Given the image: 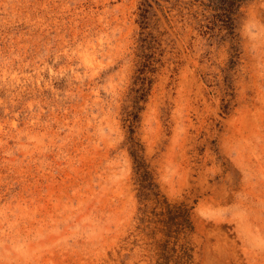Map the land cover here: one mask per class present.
<instances>
[{
  "label": "rangeland",
  "instance_id": "obj_1",
  "mask_svg": "<svg viewBox=\"0 0 264 264\" xmlns=\"http://www.w3.org/2000/svg\"><path fill=\"white\" fill-rule=\"evenodd\" d=\"M155 1L130 126L142 0H0V264H156L132 143L191 264H264V0Z\"/></svg>",
  "mask_w": 264,
  "mask_h": 264
},
{
  "label": "trees",
  "instance_id": "obj_2",
  "mask_svg": "<svg viewBox=\"0 0 264 264\" xmlns=\"http://www.w3.org/2000/svg\"><path fill=\"white\" fill-rule=\"evenodd\" d=\"M151 1L142 0L140 5L139 25V67L136 70L133 97V109L127 115V121L132 126V122L137 118V111L141 110L139 102L144 101L148 95L153 80L151 75L155 72L154 45L156 38L145 30L149 24V15L153 10ZM179 1V0H177ZM247 0H192L190 4L202 5L205 8H212L222 18L225 25L233 23V14ZM156 2V1H155ZM130 132H133L132 130ZM130 141H133L130 138ZM130 155L134 163L135 182L138 186L137 197L142 207L139 208L141 217L139 221L144 224L143 231L148 240L146 245L156 257V264H191L193 256L192 249L186 241L187 235L193 230L192 222L189 218V211L183 203L171 204L164 195L160 193L159 187L153 182L148 165L139 156L135 149V144L130 145Z\"/></svg>",
  "mask_w": 264,
  "mask_h": 264
}]
</instances>
